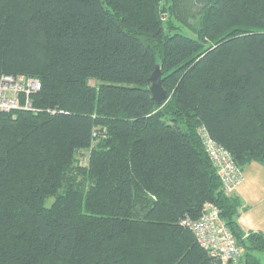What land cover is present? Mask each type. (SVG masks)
I'll return each instance as SVG.
<instances>
[{"label":"trees","instance_id":"obj_1","mask_svg":"<svg viewBox=\"0 0 264 264\" xmlns=\"http://www.w3.org/2000/svg\"><path fill=\"white\" fill-rule=\"evenodd\" d=\"M3 76L42 88L0 112V264H221L207 203L264 264L200 135L264 167V0H0Z\"/></svg>","mask_w":264,"mask_h":264},{"label":"built area","instance_id":"obj_2","mask_svg":"<svg viewBox=\"0 0 264 264\" xmlns=\"http://www.w3.org/2000/svg\"><path fill=\"white\" fill-rule=\"evenodd\" d=\"M40 88V82L31 77L3 76L0 80V112L34 110L30 98ZM200 135L211 161L218 169L224 190L227 193L235 192L242 183L243 173L229 151L217 145L206 128L200 130ZM183 224L194 233L198 244L217 257L221 264H242V250L216 206L205 204L199 219H186Z\"/></svg>","mask_w":264,"mask_h":264},{"label":"crops","instance_id":"obj_3","mask_svg":"<svg viewBox=\"0 0 264 264\" xmlns=\"http://www.w3.org/2000/svg\"><path fill=\"white\" fill-rule=\"evenodd\" d=\"M258 163H251L243 171L242 183L237 187L234 194L237 195L244 206L246 211L240 216V224L243 230L248 232H261L264 234V209L261 207L259 214L255 217L251 214V206H256L260 202L264 201V189L259 181L260 177L264 179V167Z\"/></svg>","mask_w":264,"mask_h":264},{"label":"water","instance_id":"obj_4","mask_svg":"<svg viewBox=\"0 0 264 264\" xmlns=\"http://www.w3.org/2000/svg\"><path fill=\"white\" fill-rule=\"evenodd\" d=\"M162 76H163L162 69L160 65H157L150 77L151 80L150 91L153 95L154 100L158 105H163L168 98V93L163 88L162 85Z\"/></svg>","mask_w":264,"mask_h":264},{"label":"rangeland","instance_id":"obj_5","mask_svg":"<svg viewBox=\"0 0 264 264\" xmlns=\"http://www.w3.org/2000/svg\"><path fill=\"white\" fill-rule=\"evenodd\" d=\"M88 156H89V152H85L83 155H81V164H82V165H85V164H86L87 159H88ZM262 168H263V167H262ZM263 169H264V168H263ZM258 178H259V181H260V183L262 184L263 189H264V179L262 180L260 177H258ZM263 196H264V195H263ZM242 203H243V202H242ZM250 206H251L250 212H251V214L255 217L256 215L259 214L260 210H263V209H264V201H263V202H260V203L257 204L255 207L252 206L251 204H250ZM260 207H261L262 209L258 210ZM246 210H247V209H246V207H245L244 204H243V206H242L241 209H240V215H242Z\"/></svg>","mask_w":264,"mask_h":264},{"label":"bare ground","instance_id":"obj_6","mask_svg":"<svg viewBox=\"0 0 264 264\" xmlns=\"http://www.w3.org/2000/svg\"><path fill=\"white\" fill-rule=\"evenodd\" d=\"M36 80V79H35ZM41 84V83H40ZM42 88V87H41ZM41 88L39 89V91L41 90ZM39 91H37V92H39ZM36 92V93H37ZM13 111H19V110H13ZM10 112H12V111H10ZM7 113H9V112H7Z\"/></svg>","mask_w":264,"mask_h":264}]
</instances>
